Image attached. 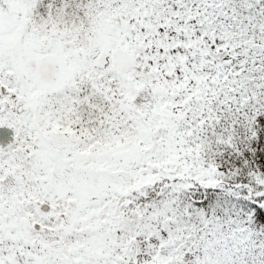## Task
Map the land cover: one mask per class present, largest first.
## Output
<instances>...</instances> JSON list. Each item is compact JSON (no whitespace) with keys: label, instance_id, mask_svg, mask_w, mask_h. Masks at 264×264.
Returning a JSON list of instances; mask_svg holds the SVG:
<instances>
[{"label":"snow or ice","instance_id":"obj_1","mask_svg":"<svg viewBox=\"0 0 264 264\" xmlns=\"http://www.w3.org/2000/svg\"><path fill=\"white\" fill-rule=\"evenodd\" d=\"M0 264H264V0H0Z\"/></svg>","mask_w":264,"mask_h":264}]
</instances>
